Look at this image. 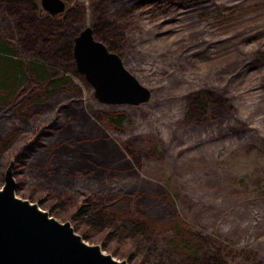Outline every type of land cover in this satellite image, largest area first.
Masks as SVG:
<instances>
[{
  "label": "rangeland",
  "instance_id": "obj_1",
  "mask_svg": "<svg viewBox=\"0 0 264 264\" xmlns=\"http://www.w3.org/2000/svg\"><path fill=\"white\" fill-rule=\"evenodd\" d=\"M64 1L61 14L71 29L80 30L94 20L93 0ZM13 11V5L0 0L2 39L17 44ZM134 13L122 59L150 89L146 102H100L82 73L78 71L83 78L70 68L65 71L82 87L88 110L123 113L119 128L104 126L123 157L135 165L131 171L119 168L106 180L113 192L107 195L110 203L104 206L111 211L106 214L142 215L154 232L161 224L178 222L182 238L193 248L199 246L197 261L205 257L203 252L212 254L224 244L251 248L264 260V0H175L164 7L142 6ZM43 57L51 63L48 54ZM38 87L27 78L22 86L25 97ZM198 87L225 95L231 111L219 109L203 122L185 121L186 94ZM10 160L13 156L0 165V186ZM13 175L17 182L24 179L18 195L36 201L61 221L70 220L85 241L101 244L127 264H146L142 255L130 256L127 243L104 242L107 229L93 230L71 216L90 190L82 194L69 189L66 205L56 207L55 197L43 196L38 175ZM184 222L201 228V240L196 228ZM177 250L170 251V259L165 256L170 264L187 257Z\"/></svg>",
  "mask_w": 264,
  "mask_h": 264
},
{
  "label": "trees",
  "instance_id": "obj_2",
  "mask_svg": "<svg viewBox=\"0 0 264 264\" xmlns=\"http://www.w3.org/2000/svg\"><path fill=\"white\" fill-rule=\"evenodd\" d=\"M173 1L93 0V33L110 50L122 56L126 33L135 24L134 10L142 6L164 7ZM5 2L14 8L17 44L5 41L0 33V165H6L8 158L13 156L14 172L38 175L39 186L45 189L43 196L55 197L56 207L66 205L68 196L64 194L68 195L69 189L82 194L90 190L73 208L71 216L93 230L107 229L104 242L127 243L132 250L130 256L140 254L146 264H170L165 256L170 259L169 253L175 249L187 256L180 264H264L251 248L227 244L217 246L212 254L203 252L205 257L197 261L199 246L193 248L182 238L178 222L161 224L154 232L142 215L106 214L107 210L111 211L104 206L110 203L107 195L113 196L106 180L119 168L131 171L135 165L132 159L123 157L104 126L119 128L123 113L88 110L83 102L82 87L65 72L70 68L78 74L72 42L79 30L68 26L66 15H50L35 0ZM60 39L65 44L58 45ZM45 53L50 56L51 63L43 57ZM22 55H28L27 60ZM59 60L66 63L60 66ZM27 78L33 79L39 89H33L25 97L22 86ZM219 109L231 111L225 95L206 87L194 88L186 94L183 119L203 122ZM116 161H119L117 168ZM29 177L32 178L30 174ZM23 181L20 177L17 188L24 187ZM184 224L192 230L196 228L189 222ZM196 231L201 240V228Z\"/></svg>",
  "mask_w": 264,
  "mask_h": 264
},
{
  "label": "water",
  "instance_id": "obj_3",
  "mask_svg": "<svg viewBox=\"0 0 264 264\" xmlns=\"http://www.w3.org/2000/svg\"><path fill=\"white\" fill-rule=\"evenodd\" d=\"M50 15L62 13L64 0H39ZM72 54L77 71L103 103L146 102L150 89L131 72L122 56L97 38L90 24L73 37ZM10 160L0 186V264H127L88 243L70 220L61 221L36 201L16 193L17 179Z\"/></svg>",
  "mask_w": 264,
  "mask_h": 264
},
{
  "label": "bare ground",
  "instance_id": "obj_4",
  "mask_svg": "<svg viewBox=\"0 0 264 264\" xmlns=\"http://www.w3.org/2000/svg\"><path fill=\"white\" fill-rule=\"evenodd\" d=\"M91 25V24H90ZM126 66V65H125ZM127 67V66H126ZM128 68V67H127ZM129 69V68H128ZM130 70V69H129Z\"/></svg>",
  "mask_w": 264,
  "mask_h": 264
}]
</instances>
